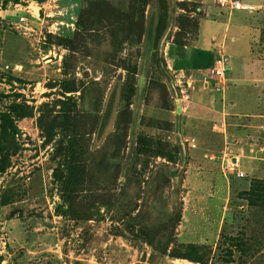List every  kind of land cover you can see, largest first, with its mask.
Returning a JSON list of instances; mask_svg holds the SVG:
<instances>
[{"label":"rangeland","instance_id":"374dc122","mask_svg":"<svg viewBox=\"0 0 264 264\" xmlns=\"http://www.w3.org/2000/svg\"><path fill=\"white\" fill-rule=\"evenodd\" d=\"M5 3L0 67L21 71L0 74V114L14 103L23 116L0 173L1 264H264V179L221 172L208 155L223 141L185 121L209 118L194 90L222 95L204 89L211 68L180 70L184 51L208 5L231 11L210 0ZM254 16L264 55V13Z\"/></svg>","mask_w":264,"mask_h":264},{"label":"crops","instance_id":"0c3cea01","mask_svg":"<svg viewBox=\"0 0 264 264\" xmlns=\"http://www.w3.org/2000/svg\"><path fill=\"white\" fill-rule=\"evenodd\" d=\"M240 2L247 6L251 5L248 12L231 11L230 15L215 16L210 10L212 6L208 5L204 17L198 23L196 39L184 51L182 57L184 63L180 69L183 72H190L192 75L205 73L217 59L220 49L226 67L228 69L232 67L234 70L232 79L227 77V83L231 81L232 86L226 85L224 90L219 92L222 96L215 95L214 101L208 102L209 98L205 97V92L197 89L191 93V96L189 95L193 102H201L202 105L207 102L204 109L210 112L208 115L203 114L209 118L203 116L189 120V116L185 115V121L189 123L188 127L196 130L197 133H203L208 139L215 137L218 141H223L224 151L221 155L211 152L222 160L208 159L210 163L218 164L221 172L224 161L232 160L235 161L236 169L244 173V177L263 180L264 137L259 133V126L264 125V55L257 50L256 43L260 30L252 27V21L255 19V14L264 13V0H240ZM208 30L216 31L213 40L207 37ZM220 33L222 38L218 36ZM204 84L205 81H203L205 87ZM209 88L207 86L204 89ZM230 89L232 93L226 97L224 93ZM217 112H219L218 118L220 117L222 121H217L215 132H221L222 135L208 132L210 131L208 123L217 116ZM204 135L201 136L202 140L205 139ZM193 138L196 140L195 137ZM228 175L235 176L230 173ZM218 188V191H221V187Z\"/></svg>","mask_w":264,"mask_h":264},{"label":"built area","instance_id":"2783aa9c","mask_svg":"<svg viewBox=\"0 0 264 264\" xmlns=\"http://www.w3.org/2000/svg\"><path fill=\"white\" fill-rule=\"evenodd\" d=\"M210 1L229 11H240V10L250 9L249 6L242 4L240 0H210ZM19 22L20 24H18L19 25L18 28L31 30V28L25 26V20L23 17H20ZM210 68H211L210 69L211 76L209 80L205 81V86L210 87L216 93L222 92L227 85L228 68L226 67L224 58L221 53H218V58L213 62ZM20 71L21 70L18 65L6 64L3 67H0L1 74L15 75ZM213 127L215 128L217 126L213 125ZM259 133L264 137V125L259 126ZM188 145L192 149L196 148V140L193 137L189 138ZM208 159L210 161L222 160L221 157H218L214 153H210L208 155ZM223 171L230 174H235V176L238 178L244 177V173L236 169L235 161L232 160L224 161ZM188 264H202V263L188 261Z\"/></svg>","mask_w":264,"mask_h":264},{"label":"trees","instance_id":"16d2710c","mask_svg":"<svg viewBox=\"0 0 264 264\" xmlns=\"http://www.w3.org/2000/svg\"><path fill=\"white\" fill-rule=\"evenodd\" d=\"M10 1H12L14 4H17L19 0H6L5 4H7V2ZM17 110H18V106L12 103L9 107V112L0 114V173H3L8 166L9 154L7 152V145H9L12 140H14V136L16 133V125H15L16 119L14 118L13 114H17V116L20 115L23 116V113ZM67 118H69L68 114L66 115L65 119L67 120ZM69 151L70 153L73 154L70 145H69ZM72 170H73V166L71 164H68L67 171L71 174ZM192 262H198V261L194 260ZM0 264H1V258H0Z\"/></svg>","mask_w":264,"mask_h":264},{"label":"bare ground","instance_id":"6f19581e","mask_svg":"<svg viewBox=\"0 0 264 264\" xmlns=\"http://www.w3.org/2000/svg\"><path fill=\"white\" fill-rule=\"evenodd\" d=\"M182 263L179 264H188V261H181Z\"/></svg>","mask_w":264,"mask_h":264}]
</instances>
